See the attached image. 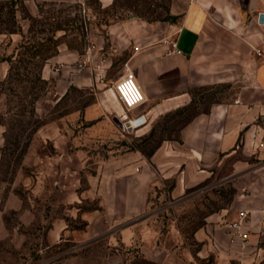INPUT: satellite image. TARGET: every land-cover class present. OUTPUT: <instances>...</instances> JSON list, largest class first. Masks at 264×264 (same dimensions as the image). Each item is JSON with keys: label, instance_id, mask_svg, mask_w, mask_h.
<instances>
[{"label": "crops", "instance_id": "1", "mask_svg": "<svg viewBox=\"0 0 264 264\" xmlns=\"http://www.w3.org/2000/svg\"><path fill=\"white\" fill-rule=\"evenodd\" d=\"M261 13L264 0H190L180 26L144 27L133 37L136 49L126 63L145 100L127 110L111 88L105 91L103 103L114 118L131 125L128 129L136 130L139 136L151 134L165 114L195 109L196 98L208 95L214 87L230 84L234 96L199 110L180 127L177 138L160 142L149 155L139 149L98 164L97 173L85 184L78 166L72 164L78 161L82 167L80 156L67 154V146L58 140L54 145L57 156L43 160L45 180L54 190L58 207V212L43 222V248L62 241L84 246L104 237L111 244L130 246L137 238L140 256L155 264H198L199 260L208 264H264V161L256 170L238 174L237 182L244 184L250 196L239 192L234 216L227 218V210L209 216L188 243L174 227L163 237L149 227V219L141 218L154 184L172 182L170 196L182 199L188 190L210 181L214 167L238 150L248 158L264 151V54L257 53L264 49ZM157 32L163 39H175L181 54L166 56L167 44L148 37ZM77 57L68 48L60 49L45 66L44 78L52 76V64L73 62ZM9 70V65L0 62V76L6 78ZM122 77L121 71L112 83ZM141 116L145 122L138 124ZM5 132L0 125V166ZM244 164L236 161L233 168L240 170ZM94 201L102 208H80ZM18 202L11 193L8 204L0 207V231L4 230L5 210H18ZM240 211L251 213L244 227L250 231L246 249L232 245L229 235V225ZM25 221L26 225L31 223L30 219ZM76 221L84 223V228L72 229L70 223Z\"/></svg>", "mask_w": 264, "mask_h": 264}, {"label": "rangeland", "instance_id": "2", "mask_svg": "<svg viewBox=\"0 0 264 264\" xmlns=\"http://www.w3.org/2000/svg\"><path fill=\"white\" fill-rule=\"evenodd\" d=\"M189 1H0V62L13 69L11 77L0 76V125L6 130L0 207L8 204L11 193L19 199L18 210L8 209L3 215L0 264H155L140 256L137 238L130 246L111 244L104 237L84 246L62 241L43 248V222L58 212L54 190L45 180L43 160L57 156L54 145L60 140L67 146V154L80 156L82 167L78 161L72 164L78 166L85 184L97 173L98 164L139 149L149 155L160 142L177 138L180 127L199 110L234 96L230 84L214 87L208 95L196 98L195 109L165 114L146 136H139L124 123L118 124L103 103L105 91L114 90L112 81L121 71L124 75L126 60L136 49L133 37L144 27L180 26ZM160 35L157 32L148 37L164 43L172 39ZM57 43L58 54L60 49L68 48L78 57L73 62L52 64V76L45 79L44 68L50 59L44 61V55ZM35 52L41 54L34 56ZM236 161L246 163L244 168L235 170ZM263 161L264 151L248 158L238 150L221 166L214 167L210 181L188 190L178 200L170 196L172 182L154 184L148 192L146 214L141 218L149 219V227L163 237L174 227L188 243L209 216L223 210L228 211L227 218L234 216L239 192L250 196L244 184L237 182L238 174L256 170ZM80 208L102 206L94 201ZM25 219L31 223L26 225ZM70 226L83 229L84 223L71 222ZM198 264L208 263L199 260Z\"/></svg>", "mask_w": 264, "mask_h": 264}, {"label": "built area", "instance_id": "3", "mask_svg": "<svg viewBox=\"0 0 264 264\" xmlns=\"http://www.w3.org/2000/svg\"><path fill=\"white\" fill-rule=\"evenodd\" d=\"M259 24L264 25V13L259 15ZM165 43L168 49L166 56L181 54L178 43L175 39H167ZM259 55L264 54V49H258ZM125 73L123 77L117 81L114 90L116 91L119 101L127 110H132L144 102V95L136 82L135 75L128 63L125 64ZM238 102V101H237ZM138 124L145 122L144 116L137 119ZM251 213L249 211H240L237 219L230 223V240L232 245H240L241 249H246L250 242V231L244 229L245 224L249 222ZM264 223V218H263Z\"/></svg>", "mask_w": 264, "mask_h": 264}, {"label": "trees", "instance_id": "4", "mask_svg": "<svg viewBox=\"0 0 264 264\" xmlns=\"http://www.w3.org/2000/svg\"><path fill=\"white\" fill-rule=\"evenodd\" d=\"M6 2H10V3H12V2H14V0H8V1H6ZM58 46H59V44L57 43L56 45H55V49H51L52 51H48L45 55H44V61H47V60H49V59H52L53 57H55L57 54H58ZM41 53H39V52H35V54H34V56H39ZM12 72H13V69H10V71H9V75H8V77H11V75H12ZM18 77H20L19 75H18ZM20 78H17L16 80H19ZM216 102H218V101H216ZM215 103V102H214ZM190 119V118H189ZM188 119V120H189Z\"/></svg>", "mask_w": 264, "mask_h": 264}, {"label": "water", "instance_id": "5", "mask_svg": "<svg viewBox=\"0 0 264 264\" xmlns=\"http://www.w3.org/2000/svg\"><path fill=\"white\" fill-rule=\"evenodd\" d=\"M115 121L118 123V124H120V125H122L123 126V123L118 119V118H115ZM127 128H130L131 127V125H125Z\"/></svg>", "mask_w": 264, "mask_h": 264}, {"label": "bare ground", "instance_id": "6", "mask_svg": "<svg viewBox=\"0 0 264 264\" xmlns=\"http://www.w3.org/2000/svg\"><path fill=\"white\" fill-rule=\"evenodd\" d=\"M114 96L116 97V99L119 101V99H118V97H117V94H116V91H114ZM120 102V101H119ZM125 111H127V110H125ZM128 113V112H127ZM138 121V120H137ZM136 121V122H137ZM135 121H133V123H134V126H135V124H137ZM133 125V124H132Z\"/></svg>", "mask_w": 264, "mask_h": 264}]
</instances>
